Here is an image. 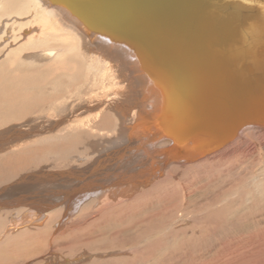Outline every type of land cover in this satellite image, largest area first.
Here are the masks:
<instances>
[{
	"label": "bare ground",
	"instance_id": "6f19581e",
	"mask_svg": "<svg viewBox=\"0 0 264 264\" xmlns=\"http://www.w3.org/2000/svg\"><path fill=\"white\" fill-rule=\"evenodd\" d=\"M3 1L0 40L6 39L1 48L23 41L0 63V154H4L0 171L9 174L0 173V184L49 157L56 158L53 164L58 167L71 166L69 160L82 165L83 170L60 175L70 177L67 181L95 177L93 173L103 174L97 171L106 167L113 175L64 192L59 202L66 201L65 211L53 215H61L55 219L56 231L71 214V204H79L81 198L96 195L88 204L92 209L95 205L96 214L82 216L85 210L80 205L81 215L65 234L51 232L47 243L57 248L52 254L66 247L77 252L72 259L80 264H180L188 252L214 246L216 238L264 232V169L245 167L236 158L246 157L250 142H245L254 132L264 136V112L230 141L224 142L216 132L218 123L234 111L225 102L236 94L235 87L247 96L254 91L248 103L264 104V0H233L237 8L216 29L215 15L221 13L225 1L231 5L232 0H215L216 6L209 2L198 20L205 25L209 16L213 18V26L204 30L209 29L211 35L203 45L182 40L184 34L149 20L142 12L118 9L113 0H11L4 8ZM147 42L149 63L140 52ZM21 56L24 61H18ZM90 111L93 120L70 123L73 116ZM131 115L135 116L130 126L133 133L126 129ZM196 118L209 128L196 131L200 134L194 137L193 130L177 134V141L171 130L182 129ZM23 121L30 124L7 130ZM242 122L239 118L238 124ZM97 130L105 131L107 140L96 143ZM14 133L20 138L44 135H34L28 142L17 139L14 145L8 140ZM124 161L135 171L114 168ZM191 174L194 178L183 182L182 188L174 181ZM87 189L91 192L85 194ZM26 200L20 196L17 205ZM34 204L17 209V216L11 217V226L0 238V264H7L4 246L21 239L12 235L25 228V239L32 240L41 233H29L33 224L48 215L34 210ZM177 216L187 227L170 230ZM40 241V246L27 249V258L39 255L37 250L44 248V240ZM137 252L136 259L107 258ZM84 257L89 262H83ZM65 262L72 263L67 258Z\"/></svg>",
	"mask_w": 264,
	"mask_h": 264
},
{
	"label": "rangeland",
	"instance_id": "374dc122",
	"mask_svg": "<svg viewBox=\"0 0 264 264\" xmlns=\"http://www.w3.org/2000/svg\"><path fill=\"white\" fill-rule=\"evenodd\" d=\"M6 2L9 3V2H11V0L3 1V4H2L3 8L7 4ZM41 6L43 7L42 4H41ZM13 10H15V9H13ZM19 10L20 9L18 8L17 11H19ZM20 11L22 13L23 10H20ZM24 16H25V14H24ZM3 18H4V20L6 19V17H3ZM7 18H14V17H7ZM5 21H7V20H5ZM0 24H2V23H0ZM5 39H6V37H3L0 40V44H2ZM19 41H20V43H19ZM19 41L14 42L15 44L14 43H12V44L10 43L8 45L9 47L7 46V48H9V49L1 48L3 46L0 45V55L4 52L0 56V63L4 60L5 54L8 53L12 48H13L12 50H14L17 45H20L22 43L23 39H22V41H21V39ZM21 60H23L22 56L18 58V61H21ZM27 62H31V61L28 60ZM82 95L85 96V95H87V93H82ZM91 111L89 113H84L82 115L79 114L77 116H73L70 119V123L79 121L81 119L83 121L86 120V119H83V118H91V120H93L95 117L94 116L91 117L92 116V114H90ZM106 111L107 110L105 109L102 113H105ZM89 115H91V116L89 117ZM84 116H86V117H84ZM131 116L132 117H129L128 120H127L128 124H127V128L126 129H128V130H130V126L134 123V119H135L134 115H131ZM33 117H35V116L33 115L31 118H33ZM98 121H96V122H98ZM26 123H27V121L26 122L23 121V122H18V123H12L13 125L11 124L10 126H8L7 130H9V129L11 130L12 127L14 129L17 128V130H19L18 126L21 127V125L23 126V125L30 124V123H27V124ZM52 132H55V129H53V131H50L48 134H50ZM130 132H132V130H130ZM97 133H95V135H96L95 136V140H96L95 142L96 143H100L101 141H103V139L107 140V134H106L105 131H103L101 133L100 130H97ZM100 133H101V135H100ZM15 134L16 133L12 134V137L10 139H8V140L11 141L10 144H14L15 143L14 145H16L17 144V141H16L17 139H19L21 141L23 140L24 142H28L29 139L32 140L34 138V135H35V137L36 136L39 137V135H41V134H42V136L44 135L43 133H35L34 135L32 134V137L29 136L27 138L26 137L25 138H20L18 136V134L17 135H15ZM102 135H105L104 138H103ZM110 137H112V135ZM110 137H108V138H110ZM12 138H16V139H12ZM245 143L246 144L249 143L248 144L249 146L247 147V149L249 151L246 152V155H245L246 157H242V156L236 157L238 159V162L240 164H243L245 167H250L251 169H252V166H253V168H255L254 170H260V169L263 170L264 169V136L259 135L258 133L254 132L252 134V136H251V139L246 141ZM11 149H13V148H11ZM15 149L16 148H14V150ZM98 150L101 151L102 148H98ZM14 152H16V150ZM14 152L11 151L10 154H12ZM1 154L4 155L3 153H1ZM95 155L97 156L98 154H95ZM35 158H36V156H35ZM35 158H32V160H35ZM48 159H49V161L42 162V163L38 164L35 168L33 167V168L21 169L20 172L16 173L15 176L11 180L9 178H5L0 184V205H1L0 206V218L2 217L1 218L2 219L1 220V225H0V238H2L5 235L6 231L8 230V227L11 226V223H10L11 222L10 221L11 217L13 218V216L14 217L17 216L16 215L17 209L25 206L26 204L31 203V202H35V204L33 205L34 210L42 212L43 214H48V215H44V218H42L43 220L40 219V221H38L35 225L33 224V226H35V227H31V229H29L30 230L29 233H31V232L33 233V232H37V231L41 232L38 235H33L32 240H30L29 237H27L25 239V228H24L23 231H20V233H16L15 235H12V236H15V237L19 236L18 238L21 237V239L19 241H18V239L15 240V242H14L15 245H10L8 243V244H6L4 246L5 250L1 248L2 251H5V252L7 251V253L5 254L6 255V259H7V261H5V262L7 264L8 263L9 264H12V263H14V264H61V263L62 264H68L67 262L64 263V260H66V258L71 260V262H72L71 264H73V263L74 264H80L79 261H75V260L72 259V258H74L73 256H75V254L77 252L72 251V253H71L70 251H67L68 249L65 250L66 247H63L64 250H63V248H61V251L59 250V253H57V255H56V253L52 254L51 252L56 250L57 248L52 249L51 247H49L48 243H49L50 236L52 235L54 230H55V234L57 233L56 236H60L62 233L65 234V232L68 230V228L72 227V225L74 223V220L78 219V217L81 215L83 208H84L85 211L83 212L84 214L82 213V216H84V217L86 216V218H88V217L90 218L91 215L94 216L96 213L93 214V212H96L95 211L96 207L94 205V208L92 209L93 205H88V204L92 201V198L96 197V195H93V197H91V198L90 197L87 198L88 196L85 197L84 199L81 198L82 201L79 204H76V203L73 202L74 204L73 203L71 204L72 205V212H71L72 215L70 214L69 217L66 218L65 221H63L64 222V224H62L63 226H61V228L59 230H57V231H56V223L57 222L55 221V219L60 220L61 215H58L57 217L54 216V218H53V215L58 214L60 209H64V211H65V208L67 206L66 201L63 200L64 202L63 201L59 202L64 197V195H63L64 192L70 191L74 187L76 189L80 188V187L84 186L86 183H89L91 181H95V182L101 181L105 177L108 178V177L113 176V175H110L108 173V168L106 167V168H102L101 171H97V172H100V173H103V174L93 173V175L95 177H93L92 174H91L89 176V178H84L83 177L80 181L72 180V182H71V180L67 181L68 178H70V177L63 176V178H62L60 175L63 172H67L68 170L69 171L70 170H74V169L83 170L84 168L82 167V165L79 164L78 162L74 163L75 160H72V161L69 160L70 163L73 162V164L71 166L67 165V166H59L58 167L57 164L55 166L53 164L55 162L54 160L56 159L55 157H52V158L49 157ZM73 159H75V158L73 157ZM126 160L127 159H125V161ZM125 161L123 163H121L120 165H119V163H117V165H115L114 168H116L118 170L124 169L126 171V173H131L134 170V166L131 167L132 164H126ZM124 163L126 165H124ZM19 166H22V165L18 164V167ZM13 167H14V165H13ZM13 171L16 172L15 170H13ZM5 172H8V171H0L2 176H3V174H5ZM116 172L117 171L114 172V175H115ZM259 172H261V171H259ZM261 173H262V175H264V171H262ZM105 174H106V176L103 177L102 175H105ZM223 174H226L225 169H223ZM7 175L9 176V174H7V173L4 176L6 177ZM256 175H259V174L256 173ZM192 176H193V174L187 176L188 178L185 176L184 177L185 179L183 177L178 176L179 178L178 179H174V181L177 182L176 184H178L182 188L183 185H185V184H183V182L188 184V183H190V181H192V179L194 178V176H193V178H192ZM249 176L250 175H248V177ZM178 180L181 181V182H179ZM86 191L87 192L85 194H88V192H91L89 189H87ZM94 192H96V191H94ZM20 196H26L27 200L25 202H23V204L18 206L17 205L18 202H16V201H18ZM55 198H57V199H55ZM29 199H30V201H29ZM55 200L59 204L56 203ZM56 204H58V206ZM86 206H88V207H86ZM26 207H30V206L26 205ZM42 208H45V209L43 210ZM85 213H86V215H85ZM93 216H91V217H93ZM174 218L175 217L172 218L171 223L169 225L171 227L170 230L174 229L175 231H177L179 229L187 227L184 224V219L183 218H179L178 216H177V219L176 218L174 219ZM49 221L52 224L49 225L48 224ZM106 221L108 222V220H106ZM178 224H180V225H178ZM103 228H105V227H103ZM113 228H115V226H113ZM209 228H211V227H209ZM35 236H36V238H35ZM208 236L211 237V238L213 237V236H210V235H208ZM225 237H223V238L220 237V239L216 238V242H215L214 246H212L211 248H207L208 250L206 249V251L205 250H199V251H194L193 250L191 252H188L187 254L184 255V260L185 261L183 260V261H181V263L182 264H199V263L200 264H224V262H225V264H229V263L230 264H264V246H263L264 245V232H257V231L245 232V233H240L239 235H234V236L227 235ZM4 239H7V238H4ZM213 239H214V237H213ZM224 239H225V241H224ZM40 240H44V248H43L44 250L42 248H39L37 250L39 252V255H36V256H34V257L30 258V259L27 258L26 257L27 255H25L27 249L40 246L41 245V241ZM221 240H223V241H221ZM244 242H246V243H244ZM247 243H248V245H247ZM65 244H66V246L68 245L67 243H65ZM239 244H240V246H239ZM243 244H244V246H242ZM140 246H143V245H140ZM245 246H246V249H245ZM216 248L218 250L219 249L220 250L218 251ZM258 248H259V250H258ZM129 249L130 248L128 247L127 250L130 251ZM214 249L216 251H214ZM240 249H243V250H240ZM160 250L161 249H159V251ZM247 250H250L253 254L252 253L250 254V252H248ZM41 251H43V252H41ZM213 251L216 252V254ZM230 251H232V252H230ZM245 251H246V253H245ZM237 252H238L239 255L237 254ZM155 253H157V250H155L154 254ZM134 254L130 255V254L124 253V254L114 255V256L110 255L107 258L108 259H110V258L111 259L112 258H114V259L117 258L118 259V257L119 258H129V259L138 258V252H137V254L136 253H134ZM219 254H221L222 257H221V255L219 256ZM80 255L81 254H78V256L76 255V257L79 259ZM248 255L251 258L249 257V259H248ZM134 256H135V258H134ZM92 257L94 258L95 256L92 255ZM220 257H221V259H220ZM226 257L228 258V260L226 259ZM207 258H209V259H207ZM83 259H84V260H82L83 262H89L87 260L85 261L86 257H84ZM8 260H9V262H8ZM233 260H235V261H233ZM230 261H233V263L230 262Z\"/></svg>",
	"mask_w": 264,
	"mask_h": 264
},
{
	"label": "water",
	"instance_id": "95a60500",
	"mask_svg": "<svg viewBox=\"0 0 264 264\" xmlns=\"http://www.w3.org/2000/svg\"><path fill=\"white\" fill-rule=\"evenodd\" d=\"M211 1L215 2V0H113L118 9L122 8L124 10L126 9L127 11L130 10L131 12H142L145 14V17H148L149 20H157L162 25L168 24L169 26H172L176 32L178 31L180 34H184L182 35L184 38L181 36L182 40L186 42L192 40L194 42H198L201 45H203L202 43H204V41H206V39L211 35L209 29H207V31H204L205 28L215 21L213 23V28L216 29L215 25H220V23H223L226 15H230L229 13H233L237 8L235 1L232 0L231 5L228 4V1H225L223 5L224 8L222 9L221 13L215 15L213 22L211 21V19L213 18L210 19L209 16V20L211 22L209 21V24L207 23L205 25H202V22H198V20L202 16L203 10ZM216 5L217 3L215 4V6ZM192 12H194V16L190 17L193 15ZM213 25H211V27ZM178 27H181V29H179ZM92 28H95V26ZM149 42H147L146 44H142L145 47L144 52L143 50H140V52L146 57L148 63L150 62L151 55H148L145 50L146 47L148 48V50H150V45L148 46ZM261 62L264 63V60H262ZM248 77L249 83L251 77ZM206 84H208L207 80H205L204 82V85ZM239 88L235 87L234 90L236 94L232 93V95H230L225 102L226 104H229L230 108H234V111H231L230 114L225 117L224 122H222L221 124L218 123V131L216 132L218 136H221L224 139V142L234 139L240 129H242V127L255 123V121L253 120H256L258 118L257 116L260 115L261 112H264V104L248 103L252 101V97L254 95L253 90L250 94V97L244 94L242 91L240 92ZM247 89L250 91V88L247 87ZM237 90L239 91L237 92ZM226 104H224L223 106L225 107ZM198 118H196L197 120H195L193 123H190L182 129H172L171 131L174 133L173 136L177 134L178 136H183L184 133L193 130L194 134L192 136L194 137L200 134V132L197 133L196 131H200L203 129L207 130L209 128L208 125L206 127H202L200 124L201 122H203V120L201 121ZM239 118L243 119V122L241 124H238ZM229 121H232V124H230ZM173 136L171 135L170 138ZM175 139L179 141V138L176 136Z\"/></svg>",
	"mask_w": 264,
	"mask_h": 264
}]
</instances>
